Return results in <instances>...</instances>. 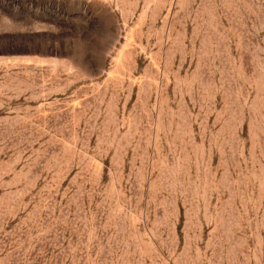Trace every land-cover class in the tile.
<instances>
[{
  "label": "rangeland",
  "instance_id": "374dc122",
  "mask_svg": "<svg viewBox=\"0 0 264 264\" xmlns=\"http://www.w3.org/2000/svg\"><path fill=\"white\" fill-rule=\"evenodd\" d=\"M0 264H264V0H0Z\"/></svg>",
  "mask_w": 264,
  "mask_h": 264
}]
</instances>
